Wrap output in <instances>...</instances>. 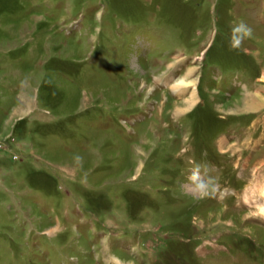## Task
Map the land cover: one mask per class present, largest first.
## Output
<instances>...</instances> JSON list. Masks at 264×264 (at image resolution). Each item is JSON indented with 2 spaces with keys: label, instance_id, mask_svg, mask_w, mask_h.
<instances>
[{
  "label": "rangeland",
  "instance_id": "374dc122",
  "mask_svg": "<svg viewBox=\"0 0 264 264\" xmlns=\"http://www.w3.org/2000/svg\"><path fill=\"white\" fill-rule=\"evenodd\" d=\"M154 19L162 38L141 32ZM207 49L204 65L251 81L201 68ZM183 146L224 171L199 180ZM253 171L264 0H0V264H264V200L227 195ZM211 235L225 249L198 246Z\"/></svg>",
  "mask_w": 264,
  "mask_h": 264
},
{
  "label": "clouds",
  "instance_id": "9594fccd",
  "mask_svg": "<svg viewBox=\"0 0 264 264\" xmlns=\"http://www.w3.org/2000/svg\"><path fill=\"white\" fill-rule=\"evenodd\" d=\"M252 35V30L243 22L239 23L232 28V36L230 47L233 49L240 48L244 39L249 38ZM200 189H204L205 185H199Z\"/></svg>",
  "mask_w": 264,
  "mask_h": 264
},
{
  "label": "bare ground",
  "instance_id": "6f19581e",
  "mask_svg": "<svg viewBox=\"0 0 264 264\" xmlns=\"http://www.w3.org/2000/svg\"><path fill=\"white\" fill-rule=\"evenodd\" d=\"M189 73V72H188ZM177 83V82H176ZM192 82L191 81H188L187 79H182L180 80L179 84H177V87L178 89H185V87H189L188 85H190ZM194 84V83H193ZM176 85V84H175ZM177 89V88H176ZM185 91V90H184ZM189 92V91H188ZM189 96L187 98V102H188V105H192L195 103L196 99H197V89H196V86L194 85L192 91L189 92ZM260 193L261 195L263 196V200H264V185L260 188ZM260 207V210L262 213H264V201L262 203H260L259 205ZM257 209V208H256Z\"/></svg>",
  "mask_w": 264,
  "mask_h": 264
}]
</instances>
